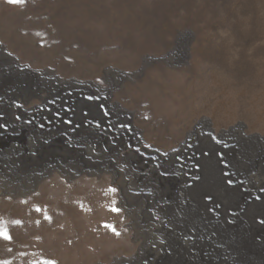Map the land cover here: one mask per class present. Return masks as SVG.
Wrapping results in <instances>:
<instances>
[{"label":"rangeland","instance_id":"obj_1","mask_svg":"<svg viewBox=\"0 0 264 264\" xmlns=\"http://www.w3.org/2000/svg\"><path fill=\"white\" fill-rule=\"evenodd\" d=\"M0 114V261L264 264V0H0Z\"/></svg>","mask_w":264,"mask_h":264},{"label":"snow or ice","instance_id":"obj_2","mask_svg":"<svg viewBox=\"0 0 264 264\" xmlns=\"http://www.w3.org/2000/svg\"><path fill=\"white\" fill-rule=\"evenodd\" d=\"M7 2L10 4L19 5V4L26 3V0H7ZM0 115H2V114H0ZM15 119L19 120L20 117L16 116ZM27 123H31V121H28ZM67 123H71V121H67ZM40 127L43 128L44 125L41 124ZM0 128H6V124L0 123ZM105 151H107V149H105ZM158 167H159V165H158ZM166 174L167 173H161V175H166ZM229 183H231V181H229ZM110 190L113 192L118 191V189H116V188H110ZM261 191H264V189H261ZM206 199L211 200V197H206ZM217 207H219V205H217ZM37 210H39V209H37ZM111 210L114 212L122 211L120 208H117L115 206H113ZM233 215H235V214L233 213ZM45 218L51 220V217H45ZM229 222L231 223V221H229ZM14 223L18 224V223H20V221L17 220V221H14ZM37 223H39V221H37ZM261 223H264V221H261ZM112 231H114L116 235L120 234L119 232H116L115 228H112ZM0 238H3L4 240H8V241H10L12 239L7 228H0ZM0 264H8V262L7 261H0ZM44 264H58V262L55 259H50V260H46L44 262Z\"/></svg>","mask_w":264,"mask_h":264}]
</instances>
